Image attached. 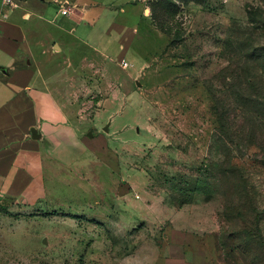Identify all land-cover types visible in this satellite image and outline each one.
<instances>
[{"label": "rangeland", "instance_id": "rangeland-1", "mask_svg": "<svg viewBox=\"0 0 264 264\" xmlns=\"http://www.w3.org/2000/svg\"><path fill=\"white\" fill-rule=\"evenodd\" d=\"M104 1L51 9L73 50L39 52L56 129L30 206L0 207V264H244L219 248L264 241V0Z\"/></svg>", "mask_w": 264, "mask_h": 264}, {"label": "crops", "instance_id": "crops-1", "mask_svg": "<svg viewBox=\"0 0 264 264\" xmlns=\"http://www.w3.org/2000/svg\"><path fill=\"white\" fill-rule=\"evenodd\" d=\"M14 1L18 7L13 10L0 0V207L11 206L12 211L18 208L14 206H30L26 203L27 192L38 179L41 180L40 169L44 166L39 165V158L45 152L42 148L46 143L45 131L51 133L49 129L52 131L53 128L54 133L56 129L52 124L54 117H46L48 121L43 124L38 117V113L44 114L39 106L45 99L38 90L41 82L38 63L42 57L39 52L45 54L52 49L55 54L71 56L73 50L64 37L58 35L62 31L54 27L57 24L51 9L54 7L63 16L60 4H69L73 16L79 13V2L87 0ZM90 1L105 3L104 0ZM79 15L86 17L87 14ZM12 115L14 121L8 124L6 120ZM32 129L41 134L39 140L32 138ZM65 130L71 131L67 127L64 133ZM179 247L183 246L179 244ZM182 254H185L184 250ZM182 263L196 264L186 260Z\"/></svg>", "mask_w": 264, "mask_h": 264}, {"label": "trees", "instance_id": "trees-1", "mask_svg": "<svg viewBox=\"0 0 264 264\" xmlns=\"http://www.w3.org/2000/svg\"><path fill=\"white\" fill-rule=\"evenodd\" d=\"M251 20V23L253 25H258V29L264 34V14L260 16L259 12H254ZM261 45L262 46L260 52L257 54V57L262 61V63H264V42H262ZM261 105L264 109V103ZM220 123H223V121L221 120ZM237 140V135H228L227 138L220 143L226 144V141L234 143V141L237 142ZM257 143L255 144L256 147L264 155V136H261ZM260 163L264 166V156L261 158ZM241 186L243 191L246 193V186L244 185V182L242 183V179ZM252 208H254V206L251 205V209ZM244 210L245 209H241V207L238 209L241 213ZM243 215L245 217V214ZM245 224H248V222H244L243 226ZM220 245L219 251L229 256L236 255L240 257L244 264H264V241L258 221L254 224L251 223L250 225H246L243 229L228 233L226 235V243Z\"/></svg>", "mask_w": 264, "mask_h": 264}, {"label": "built area", "instance_id": "built-area-1", "mask_svg": "<svg viewBox=\"0 0 264 264\" xmlns=\"http://www.w3.org/2000/svg\"><path fill=\"white\" fill-rule=\"evenodd\" d=\"M2 3L4 6H6L9 9H16L18 7V5L16 4V2L14 0H2ZM60 7L62 9V15L66 16V15H70L73 13L71 7L69 6V4H60ZM122 67L124 69H127L129 67V64L127 62H123L122 63Z\"/></svg>", "mask_w": 264, "mask_h": 264}, {"label": "water", "instance_id": "water-1", "mask_svg": "<svg viewBox=\"0 0 264 264\" xmlns=\"http://www.w3.org/2000/svg\"><path fill=\"white\" fill-rule=\"evenodd\" d=\"M105 131L108 132V128H106ZM31 134L34 140H39L41 138V134L36 129H32ZM89 137L92 138V133L89 134Z\"/></svg>", "mask_w": 264, "mask_h": 264}]
</instances>
